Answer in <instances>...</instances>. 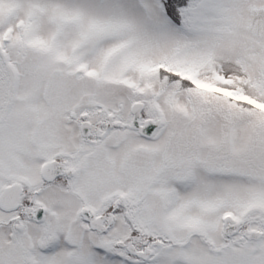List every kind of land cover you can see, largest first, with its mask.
<instances>
[{
    "label": "snow or ice",
    "instance_id": "6c2138e0",
    "mask_svg": "<svg viewBox=\"0 0 264 264\" xmlns=\"http://www.w3.org/2000/svg\"><path fill=\"white\" fill-rule=\"evenodd\" d=\"M0 264H264V0H0Z\"/></svg>",
    "mask_w": 264,
    "mask_h": 264
}]
</instances>
